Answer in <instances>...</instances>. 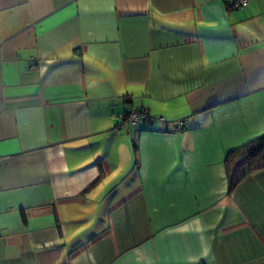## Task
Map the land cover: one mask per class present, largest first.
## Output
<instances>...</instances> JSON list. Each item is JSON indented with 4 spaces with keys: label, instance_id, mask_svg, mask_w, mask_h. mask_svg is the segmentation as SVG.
Returning a JSON list of instances; mask_svg holds the SVG:
<instances>
[{
    "label": "crops",
    "instance_id": "0c3cea01",
    "mask_svg": "<svg viewBox=\"0 0 264 264\" xmlns=\"http://www.w3.org/2000/svg\"><path fill=\"white\" fill-rule=\"evenodd\" d=\"M234 1L0 0V264H264V168L224 164L264 135V0Z\"/></svg>",
    "mask_w": 264,
    "mask_h": 264
},
{
    "label": "trees",
    "instance_id": "16d2710c",
    "mask_svg": "<svg viewBox=\"0 0 264 264\" xmlns=\"http://www.w3.org/2000/svg\"><path fill=\"white\" fill-rule=\"evenodd\" d=\"M230 7L232 8V5H230ZM252 153L254 155L257 153L258 155H261L259 164L246 165L245 168H242L239 171L238 176H236L234 179H230V177H228L229 190H232L236 186L238 181L245 175L247 171L264 168V135L253 139L237 148H234L227 153L224 160L227 174L232 169L236 171L242 163H247L248 158Z\"/></svg>",
    "mask_w": 264,
    "mask_h": 264
},
{
    "label": "built area",
    "instance_id": "2783aa9c",
    "mask_svg": "<svg viewBox=\"0 0 264 264\" xmlns=\"http://www.w3.org/2000/svg\"><path fill=\"white\" fill-rule=\"evenodd\" d=\"M250 0H235L231 5L232 8H239L245 6ZM121 119L131 126L136 125L140 121L149 119V115L145 109L132 110L126 114L121 115ZM162 119V118H161ZM185 122L183 120H178L176 122V128L184 127Z\"/></svg>",
    "mask_w": 264,
    "mask_h": 264
},
{
    "label": "rangeland",
    "instance_id": "374dc122",
    "mask_svg": "<svg viewBox=\"0 0 264 264\" xmlns=\"http://www.w3.org/2000/svg\"><path fill=\"white\" fill-rule=\"evenodd\" d=\"M259 160H257V157L254 158V157H251L248 159V162L247 163H242L238 168H245L246 165H256V164H259L258 162Z\"/></svg>",
    "mask_w": 264,
    "mask_h": 264
}]
</instances>
